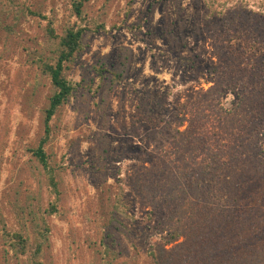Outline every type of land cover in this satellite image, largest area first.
<instances>
[{
	"label": "rangeland",
	"instance_id": "1",
	"mask_svg": "<svg viewBox=\"0 0 264 264\" xmlns=\"http://www.w3.org/2000/svg\"><path fill=\"white\" fill-rule=\"evenodd\" d=\"M14 1L47 17L21 16L8 29L11 8L8 0H0V218L18 231L20 221L10 204L16 188L21 202L28 192L39 197L43 208L56 200L47 182L40 185L46 176L38 175L27 149L43 135L42 110L51 95L50 81L36 63L40 54H48L44 29L51 20L62 32L71 0ZM242 9L264 18V0L85 1L84 12L104 28L85 33L84 49L69 71L80 92L51 122L45 151L60 181L61 198L58 212L48 216L51 233L42 262L166 264L161 249L171 246H166L165 220L148 201L151 162H141L138 155L148 151L155 157L157 133L172 132L182 116L188 123L194 118L192 106L203 102L216 71L232 62L220 60L208 28ZM225 31L232 35L222 44L239 68L231 76H258V66L243 52L264 50L263 42L229 27ZM121 64L123 80L109 88L110 70ZM225 92L222 103L232 109L240 100L233 89ZM259 145L264 149V139ZM251 179L255 187L261 183ZM255 192L244 185V197ZM2 234L0 224V261Z\"/></svg>",
	"mask_w": 264,
	"mask_h": 264
},
{
	"label": "trees",
	"instance_id": "2",
	"mask_svg": "<svg viewBox=\"0 0 264 264\" xmlns=\"http://www.w3.org/2000/svg\"><path fill=\"white\" fill-rule=\"evenodd\" d=\"M85 1H70V14L61 33L48 21L44 29L48 54H40L36 62L41 76L50 81L51 95L42 110L43 135L38 145L27 151L33 157L38 175L46 176L40 185L47 182L56 200L43 208L39 197L28 192L21 202L16 188L10 204L20 228L11 231L3 217L0 218L5 246L1 248L0 264H11L12 259L14 264H46L41 258L49 246L48 216L58 212L61 191L45 145L51 139L53 118L80 92L79 84L69 78V71L84 49L85 33L104 28L98 25L95 16L84 12ZM8 5L12 12L8 29H13L21 16L41 15L22 2L8 0ZM220 21L212 23L214 26L208 28V33L218 42L220 60L232 62L216 71L213 85L203 92V102L192 106L194 118L189 123L182 116L172 132L157 133L155 157L148 151L138 155L141 162H151L149 175L153 182L147 184L148 201L165 220L166 246H171L161 249L162 256L167 255L166 264H264V191L257 190L260 186L264 188V149L259 145L264 139V50L258 47L243 52L247 61L253 60L252 65L258 66V76L232 77L235 68L239 74V68L222 44L232 35L226 33L228 27L234 33L246 35L247 39L253 37L255 43L264 44V18L242 9ZM99 73L103 76L101 68ZM123 73L122 64L110 70L109 88L123 80ZM229 88L240 100L232 109L222 103ZM244 137L251 138L244 142L241 139ZM252 177L259 178L261 183L256 187L250 184ZM244 185L256 192L244 197ZM9 251L11 257H8Z\"/></svg>",
	"mask_w": 264,
	"mask_h": 264
}]
</instances>
